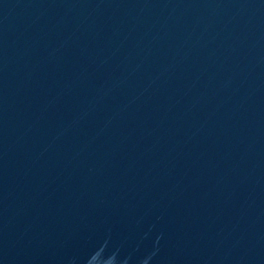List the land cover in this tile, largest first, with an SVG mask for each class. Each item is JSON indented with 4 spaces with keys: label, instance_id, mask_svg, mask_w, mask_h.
<instances>
[{
    "label": "water",
    "instance_id": "95a60500",
    "mask_svg": "<svg viewBox=\"0 0 264 264\" xmlns=\"http://www.w3.org/2000/svg\"><path fill=\"white\" fill-rule=\"evenodd\" d=\"M0 264H264V0H0Z\"/></svg>",
    "mask_w": 264,
    "mask_h": 264
}]
</instances>
